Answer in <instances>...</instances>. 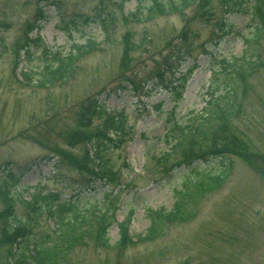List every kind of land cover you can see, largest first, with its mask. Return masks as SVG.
<instances>
[{
    "label": "rangeland",
    "instance_id": "rangeland-1",
    "mask_svg": "<svg viewBox=\"0 0 264 264\" xmlns=\"http://www.w3.org/2000/svg\"><path fill=\"white\" fill-rule=\"evenodd\" d=\"M99 1L0 0V174L7 173L6 167L12 164L16 172L29 167L21 177V186L33 192L43 186L45 191L58 189L63 197L78 195L83 208L100 207L117 196L120 210L116 218L126 217L133 209L131 232L143 235L150 225L149 207L172 210L175 188L197 172L219 171L225 161L230 165L229 179L193 204L192 219L176 222L165 218L161 236L126 247L118 241L120 230L114 222L109 228V245L96 246L88 240L77 245L63 264H264V39L245 52L247 57L256 56L257 63L249 66L236 94L227 96L235 100L237 108L227 121L230 130L225 131L222 152L207 150L192 164H181V157H186L182 150L190 139L181 128L187 123L192 127L201 124L211 93H226L228 80L220 62L243 55L246 44L242 35L229 32L219 40L214 20H203L197 6L182 15L160 14L147 22L116 21L104 31L99 22H85L82 16H94ZM139 2L127 0L124 12L134 10ZM212 2L220 15L219 0ZM39 6L45 11L39 28L41 40L31 45L30 54L21 52L17 56L16 41L24 35L23 27L34 18ZM77 13L82 14L80 24L74 26L70 19ZM234 19L243 32L248 31L247 16ZM68 21L69 30H63L61 26ZM36 34L35 30L32 36ZM89 39L97 41L95 49L79 55L73 77L43 83L39 72L51 54L77 52L78 45ZM190 41L193 45L189 54L181 55L185 60L179 67H196L183 97L172 98L156 71L166 58L172 62L171 57L178 53L176 46L186 47ZM24 66L32 73L21 81L18 78ZM123 77L141 81L143 88L139 90L149 89L150 93L140 98L129 81L126 89L115 88ZM111 87L110 93L102 91L100 99L111 110L124 112L128 124L134 127L130 141L106 154L113 170L119 167L122 172L121 189L119 182L105 185L100 180L90 187V173L80 165L83 143L71 144L68 140L83 105L100 89ZM146 104L153 105V110H145ZM101 122L95 118L90 128ZM225 129L226 125L220 130ZM228 131L232 132L228 135ZM216 144L211 143L214 147ZM164 153L171 154L170 169H163L158 161ZM48 155L52 157L47 159ZM7 160L11 163L5 164ZM108 192L111 194L107 197ZM3 205L0 197V209ZM15 212L23 215L25 206L17 203Z\"/></svg>",
    "mask_w": 264,
    "mask_h": 264
},
{
    "label": "trees",
    "instance_id": "trees-1",
    "mask_svg": "<svg viewBox=\"0 0 264 264\" xmlns=\"http://www.w3.org/2000/svg\"><path fill=\"white\" fill-rule=\"evenodd\" d=\"M122 1L120 0L112 4L110 0H100V6L95 9L94 16L77 13L70 21L74 26H77L80 24L82 15L84 16L83 21L99 22L103 30L108 31L116 21H123V23L132 21L147 22L160 14L178 13L182 15L188 8L197 6V12H199L203 20H206V22L214 20L212 24L216 25V35L217 37L219 36V40L224 38V35H227L229 32H237L242 35V39L246 44L243 55L236 60H226L224 58L220 62V68H223L222 72L227 75L228 80L226 82V93L216 96L212 102L205 106L206 116H203L201 124L192 127V124L187 123V125L181 128V130L183 129V131L188 133L185 136L190 139L188 146L186 145L187 148L185 147L182 150V153L184 152L186 157L180 156L183 160H180L179 163L192 164L194 162L193 158H189L187 155L199 157L206 155L207 150L222 152V148L225 146L227 140L225 139L227 137L225 131L229 129L227 121L237 108L235 100L230 101V98H227V96H234L236 94L238 83L241 84L240 80L245 81L247 73L250 71L249 66L257 63L256 56L247 57L245 52L255 42L258 43L264 39V0H219L222 11L218 16L215 7L212 5L213 0H140L136 8L128 14H122ZM38 11L30 21L29 29L31 31L40 26L39 20L45 16L44 12H40L43 11L41 6ZM238 15L248 17V23L245 26L248 29L247 32H243L244 28H239L238 24H236L234 17ZM68 25L69 21L64 26H61V28L69 30ZM126 37L128 42H130L131 36L128 34ZM212 38L215 39V37ZM16 42L17 44L26 45V49L30 52L28 47L30 42L23 34ZM39 42L40 39L36 40L33 45H37ZM96 43V40L89 39L85 44L78 45L77 52V49H75V52L71 51L66 55H63L62 52L51 54L50 60L44 64L40 70L41 72H39L41 73L43 83L50 84V82L53 83V80L58 78L68 81L75 74L74 63L79 55L91 52L95 49ZM191 45H193L192 41L186 47L178 46L177 55L171 57L173 60L169 62V71L172 74V78L167 85L170 90L169 96L172 98L180 99L183 97L190 70L188 73H181L177 77H174L173 73L174 68L180 65L183 60V56L181 55L183 53L189 54ZM127 60H130L128 56ZM233 61L236 62L232 63ZM25 74L28 76L27 73ZM128 81L134 89L139 87L138 85L141 82L137 83L136 80ZM127 87V84L121 83L116 88L124 89ZM222 100L224 101L223 104H221ZM225 100L228 105L225 104ZM95 117L102 119V122L93 128H89L93 124ZM209 118H212L213 121H208L207 119ZM125 119L124 112L106 114L104 103L98 99L92 100L90 104L83 105L78 116V124L68 133V140L73 144L74 140H78L79 142L87 138L88 141L91 140L92 144L95 145L96 151L89 150V153L87 152L85 156L83 155L80 159L81 165L89 162L88 154L92 153L97 156L98 152L103 153L102 157L104 159L107 152L112 151L118 146L114 142L107 126L113 125L115 128V125L120 124L121 126H118V128L124 138L130 132V126L127 125ZM220 123H223L224 127L226 125L225 130H220ZM231 132L228 131V135ZM115 133L119 136L117 131ZM214 142L217 143L215 147L211 145ZM176 147L178 146L176 145ZM241 155L248 156V159L252 157L246 153H241ZM168 156L170 158L171 154L164 153L158 157V161L163 169H170ZM185 158H187L186 162L184 161ZM106 159L103 167L107 171H111L113 169L111 161L109 159L106 161ZM221 165L223 166L220 167L219 171L215 172L214 170L206 169L205 171L197 172L194 177L185 179L181 187L175 188L176 199L172 210L165 211V208L155 209L149 207L147 213L150 217V225L147 228L146 234L140 235V238L154 240L161 236L163 234L165 218L176 220V222L192 219L195 213L192 207L194 206L193 204H197L198 200L200 201L206 193L221 187L229 179L231 173L230 165L225 161ZM86 167L87 165H85ZM9 169L7 173L0 174V181L2 182L0 184V196L4 201V206L0 209V223L4 224V232L0 231L1 264H8L7 256L9 254L13 255L14 243L16 242H18L17 245L19 246L14 251L15 261L13 264H63L68 261L70 253L79 244H85L88 240L93 241L96 246L108 244L109 228L114 220L113 210L117 204L114 200L106 201L103 204L105 208L104 213L97 217L94 213L95 207H80L78 195L63 197L60 190L45 191L44 187H42L34 193V202L26 204L16 190L8 192L5 186L9 183L17 185L21 176L29 167L21 168L18 172H16L17 168H15V165L13 167L11 165ZM91 177L94 180L97 179L96 176L91 175ZM87 181H89L92 187H95L89 178H87ZM101 182L106 183L103 179H101ZM17 202H22L25 205L23 215H18L15 212ZM46 213L55 218V226L52 229L48 227L45 220ZM126 221H122L119 224L120 238L118 241L123 247L132 245V242L127 237ZM29 244L33 245L32 250L29 249Z\"/></svg>",
    "mask_w": 264,
    "mask_h": 264
}]
</instances>
